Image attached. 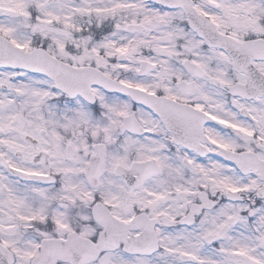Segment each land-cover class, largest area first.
Returning a JSON list of instances; mask_svg holds the SVG:
<instances>
[{
	"label": "snow or ice",
	"instance_id": "1",
	"mask_svg": "<svg viewBox=\"0 0 264 264\" xmlns=\"http://www.w3.org/2000/svg\"><path fill=\"white\" fill-rule=\"evenodd\" d=\"M0 264H264V0H0Z\"/></svg>",
	"mask_w": 264,
	"mask_h": 264
}]
</instances>
